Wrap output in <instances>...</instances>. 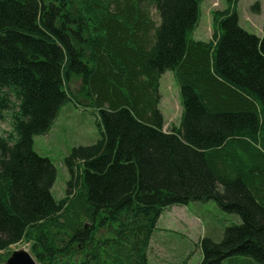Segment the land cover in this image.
Returning a JSON list of instances; mask_svg holds the SVG:
<instances>
[{
  "label": "trees",
  "instance_id": "obj_1",
  "mask_svg": "<svg viewBox=\"0 0 264 264\" xmlns=\"http://www.w3.org/2000/svg\"><path fill=\"white\" fill-rule=\"evenodd\" d=\"M224 1L204 42L205 0H0V84L26 97L20 143H0V264L20 246L38 264H151L165 209L206 201L241 223L202 238L200 264H264V34ZM168 72L183 110L166 130ZM67 104L97 115L100 139L65 158L56 199L57 170L34 138Z\"/></svg>",
  "mask_w": 264,
  "mask_h": 264
},
{
  "label": "rangeland",
  "instance_id": "obj_2",
  "mask_svg": "<svg viewBox=\"0 0 264 264\" xmlns=\"http://www.w3.org/2000/svg\"><path fill=\"white\" fill-rule=\"evenodd\" d=\"M226 7L224 0H205L202 5L200 26L194 35L195 40L204 42L211 40L213 34L211 13L217 9L224 10ZM237 11L240 26L251 34L261 36L264 30V0H239ZM71 86L78 89L81 82L74 80ZM160 89L162 98L159 109L167 121L166 128L180 125L183 109L179 86L173 73L168 72L164 75ZM96 121L97 115L90 109L67 104L60 111L53 130L47 135L34 138L35 151L43 158L49 159L57 170V180L52 191L56 199L64 197L69 178L65 158L71 155L73 149L92 146L100 139ZM240 223L241 219L238 216L223 211L214 201L190 202L187 206L169 207L165 209L154 234L150 263L172 264L173 259L170 261V258H164V253L160 249L174 242L186 254V258L191 256L188 264H200L203 258L198 246L200 240L209 237L219 242L227 227ZM22 248L29 250V246L13 247L12 250ZM223 264L256 263L252 259L236 258Z\"/></svg>",
  "mask_w": 264,
  "mask_h": 264
},
{
  "label": "clouds",
  "instance_id": "obj_3",
  "mask_svg": "<svg viewBox=\"0 0 264 264\" xmlns=\"http://www.w3.org/2000/svg\"><path fill=\"white\" fill-rule=\"evenodd\" d=\"M26 97L23 90L14 84H0V143L14 150L20 143L18 117L23 116ZM27 123L29 117H23Z\"/></svg>",
  "mask_w": 264,
  "mask_h": 264
},
{
  "label": "water",
  "instance_id": "obj_4",
  "mask_svg": "<svg viewBox=\"0 0 264 264\" xmlns=\"http://www.w3.org/2000/svg\"><path fill=\"white\" fill-rule=\"evenodd\" d=\"M1 264H38L29 250L24 248L13 250V253L5 263Z\"/></svg>",
  "mask_w": 264,
  "mask_h": 264
},
{
  "label": "crops",
  "instance_id": "obj_5",
  "mask_svg": "<svg viewBox=\"0 0 264 264\" xmlns=\"http://www.w3.org/2000/svg\"><path fill=\"white\" fill-rule=\"evenodd\" d=\"M239 21H240V18H239ZM256 23H257V22H256ZM263 33H264V30H263L261 36H259V37H262V36H263ZM163 77H164V76H163ZM160 91H161V89H160ZM160 107H161V105H160ZM161 112H162V110H161ZM163 116H164V115H163ZM171 121H172V120H171ZM165 122H167V121H165ZM169 122H170V121H169ZM169 122H168V125L170 126V123H169ZM178 126H179V124H178ZM166 130H167V128H166ZM177 249H178V248H176V244H175L174 242H171L169 245H167V246H163V247L160 249V251L164 253V258H165V257L170 258V261H172V259L174 260V259H176V258H180V259L182 260V261H181V263H182L183 260H184L185 257H186V254H185L184 252H181V253L179 252L177 256H174V253L178 252ZM170 263H171V262H170Z\"/></svg>",
  "mask_w": 264,
  "mask_h": 264
}]
</instances>
